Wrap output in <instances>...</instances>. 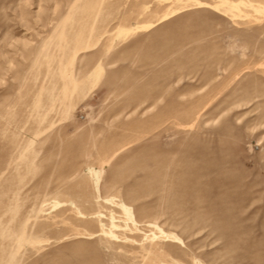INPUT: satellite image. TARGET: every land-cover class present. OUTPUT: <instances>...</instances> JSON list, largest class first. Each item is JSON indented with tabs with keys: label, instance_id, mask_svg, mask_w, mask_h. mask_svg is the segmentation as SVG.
I'll return each instance as SVG.
<instances>
[{
	"label": "rangeland",
	"instance_id": "1",
	"mask_svg": "<svg viewBox=\"0 0 264 264\" xmlns=\"http://www.w3.org/2000/svg\"><path fill=\"white\" fill-rule=\"evenodd\" d=\"M0 264H264V0H0Z\"/></svg>",
	"mask_w": 264,
	"mask_h": 264
}]
</instances>
